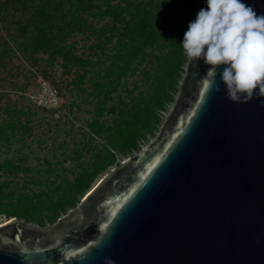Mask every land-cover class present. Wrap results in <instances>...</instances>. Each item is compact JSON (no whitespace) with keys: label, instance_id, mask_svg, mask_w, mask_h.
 <instances>
[{"label":"water","instance_id":"obj_1","mask_svg":"<svg viewBox=\"0 0 264 264\" xmlns=\"http://www.w3.org/2000/svg\"><path fill=\"white\" fill-rule=\"evenodd\" d=\"M210 67L187 60L156 135L76 207L0 223V264H264V97L233 102Z\"/></svg>","mask_w":264,"mask_h":264},{"label":"trees","instance_id":"obj_2","mask_svg":"<svg viewBox=\"0 0 264 264\" xmlns=\"http://www.w3.org/2000/svg\"><path fill=\"white\" fill-rule=\"evenodd\" d=\"M198 7L199 0H0V67L15 51L61 58L67 73L79 67L78 97L93 106L86 126L71 122L65 130L55 120L49 136L31 140L51 116L34 120L31 109L3 108L10 117L0 119V149L20 146L13 156L0 153V216L54 223L156 135L185 73L180 42ZM76 32L97 35L94 58L72 50ZM36 142L50 153L31 164L24 150Z\"/></svg>","mask_w":264,"mask_h":264},{"label":"rangeland","instance_id":"obj_3","mask_svg":"<svg viewBox=\"0 0 264 264\" xmlns=\"http://www.w3.org/2000/svg\"><path fill=\"white\" fill-rule=\"evenodd\" d=\"M94 22L97 23V26L104 23L97 19H94ZM96 40L97 35L94 33L76 32L69 39L68 44L78 56L94 58L95 52L98 51V49L93 47ZM14 46L17 48V44ZM47 57L48 54L44 52H32V54L28 52L26 55H23V53L15 51V54L7 58L5 64L0 67V111L2 110L0 119L10 117L5 116L8 113L3 109L7 106H10V110L15 107H24L26 110L31 109L34 120H47L45 117L51 116V124L49 126L45 124L43 127H36L34 134L29 140L39 138V136L43 135L42 132H44L43 136H49L51 134L50 131H47L49 127L54 130L57 128L54 127L56 124L55 120L59 121L58 127L61 125L67 130L74 124V129L77 130L79 127L86 126L92 116L90 109L92 110L93 106L86 104V102L78 97L80 90L75 81L77 80L76 71L79 70V67L72 68L67 73L61 58L49 61ZM139 76L130 79L131 85ZM45 84L47 85V90L44 89ZM85 86H88V83ZM49 88L57 92L59 98L58 101L53 100L51 108L47 107V104L51 102L48 95ZM171 106L164 113V118ZM22 118L24 117L22 116ZM71 122L73 123L72 125ZM64 136L63 134L62 137ZM66 137L69 139L71 136L66 135ZM19 146L18 142H14L10 146L3 145L0 153L3 157L13 156ZM24 151L31 152V164H36L38 158L42 159L45 156H49L50 153L46 145L40 147L38 142L33 144L32 150L25 149ZM5 220V216H0V223Z\"/></svg>","mask_w":264,"mask_h":264},{"label":"clouds","instance_id":"obj_4","mask_svg":"<svg viewBox=\"0 0 264 264\" xmlns=\"http://www.w3.org/2000/svg\"><path fill=\"white\" fill-rule=\"evenodd\" d=\"M171 2V0H166ZM189 21L180 45L189 62L202 60L215 69L233 102L264 97V14L243 0H205ZM219 91V88H217ZM106 264H115L106 258Z\"/></svg>","mask_w":264,"mask_h":264},{"label":"built area","instance_id":"obj_5","mask_svg":"<svg viewBox=\"0 0 264 264\" xmlns=\"http://www.w3.org/2000/svg\"><path fill=\"white\" fill-rule=\"evenodd\" d=\"M46 87H47V85L45 84L44 85V89L45 90H47L46 89ZM48 95H49V99H51V102H49L48 104H47V107L48 108H51L52 106H53V100H56V101H58L59 100V98H58V93L57 92H55L54 90H52L51 88H49V90H48Z\"/></svg>","mask_w":264,"mask_h":264}]
</instances>
